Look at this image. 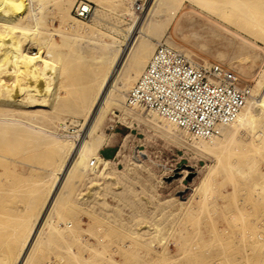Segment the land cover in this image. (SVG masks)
<instances>
[{"label":"rangeland","instance_id":"rangeland-1","mask_svg":"<svg viewBox=\"0 0 264 264\" xmlns=\"http://www.w3.org/2000/svg\"><path fill=\"white\" fill-rule=\"evenodd\" d=\"M55 1L41 2L50 45L38 46L19 30L14 34L30 52L47 53L52 49L58 55L61 75L64 69L63 75L56 78L57 82L53 78L49 82L46 75L33 79L32 75H20L14 87L45 79L42 82L47 80L45 83L52 88L48 94V89L43 92L44 102L36 91L29 96L23 91L18 104L12 103L11 111L0 108V116L8 113L18 120L0 123V259H6L8 264H12L25 242L30 217L33 220L40 214L48 195L49 186L45 184L51 183L65 156L64 150L35 128L66 136L80 134L82 114L90 97H82L83 86L86 81L94 83V68L98 67L93 63L99 54L92 48L98 42L96 38L73 40L62 22L74 16V6L81 0H67L62 13L57 11ZM87 1L92 3L93 16L89 21L80 19L81 23L113 37L117 43H130L140 24L138 17L129 14L134 13L136 2L141 7L150 3ZM223 1L164 0L162 10L158 8L157 14L147 16L146 26L136 38V44L144 40L152 50L143 68L136 72L133 85L158 43H165L198 63L219 64L235 72L241 85L251 89L250 100H260L264 93V11L249 5L255 13L250 12L249 20V7L243 13V9L236 10L237 6L233 9L241 0H225L224 6ZM237 12L245 15L244 23ZM107 36L100 40H108ZM98 68L96 72L101 77L98 71L106 67ZM129 70L125 77L134 75ZM123 80L118 78V83ZM50 91H57L59 97L56 99ZM36 99L42 103H36ZM75 104L77 107H73ZM124 108L130 109L126 100L109 111L99 128V136L105 140L101 148L115 146L116 159L106 167L101 165L107 169L104 176L89 170L66 184L63 202H56L50 215L54 228L46 230V235L42 233L29 264H264V119L256 129L240 133L216 157L194 148L191 134L177 138L154 123H145L142 117L151 118L152 111L146 116L140 112L128 115ZM136 152L144 153L138 156L140 167L134 162ZM46 180L49 182L43 187L38 185Z\"/></svg>","mask_w":264,"mask_h":264},{"label":"bare ground","instance_id":"bare-ground-1","mask_svg":"<svg viewBox=\"0 0 264 264\" xmlns=\"http://www.w3.org/2000/svg\"><path fill=\"white\" fill-rule=\"evenodd\" d=\"M42 1L43 0H0V108L2 110H6V112L12 110L11 106L15 104L14 102L18 101L19 95L21 92L23 91L25 93L29 92L28 94L29 96L31 91L32 92L36 91L34 93H39V95L41 94V98L44 102L45 99H43V94L45 96V93L43 92L48 89L46 91V94H48L49 89L52 88V87L49 88L47 83H45V82H48L47 80L45 82H42L45 79H41L42 81H36L34 83H32L33 81L29 83L28 81L30 80H28L27 82L29 84H22L21 82V85H20L18 83L19 86H15L16 89H14L15 88L13 86L15 85L14 82L16 81L19 82V80L17 79L19 78L20 75L22 74L32 75L31 79H33V76L34 77L39 76L43 78L44 76H41V75H46L45 77L47 78L49 77V82L51 81L50 78L51 79L53 78L55 80L58 77L61 78V76L63 75L64 69H62V75H61L60 73L61 69L57 67L59 65V63L57 65L58 55L55 56L56 53L54 54L52 49L49 50L47 53L41 50L40 52H37V53L30 52L29 49L24 48L25 46L23 47V45L21 44L20 38H18V36L14 34L17 30H19L22 36H28L32 40V42H34L36 45L38 46L47 45L48 46L50 41L48 40V37L46 36L48 31L46 28H44V17L42 14L44 8L41 7ZM66 1L67 0L55 1V4L57 3L58 12L62 13L65 11V7L67 6V5L65 6ZM163 1L164 0H150L149 5L143 6V7L138 5L136 2L134 13L130 12L129 14L132 17H135V16L138 17V20H140V24L136 27L134 34H132V40L130 41V43H126V42L117 43V41L113 37L107 36L106 34H101V32L95 31L91 29L90 27L83 25L80 19L76 18L73 15L70 16V12L66 11V12H69L68 13L69 15L67 13L65 14H67V16H70V17H67L66 21L62 20V22H65L66 30H70L69 33H70L71 38H73V40H76V41H81L84 37H88L89 39L90 36H94L96 40L99 42V44L96 45L98 42H95L96 44L92 48H94L95 51H98L99 54L98 52L96 53L98 54V57L96 59L95 57H93L95 60H97L96 62L93 61V63L97 64L98 67L99 66L106 67V69L104 70V68H102L104 71L103 70L101 72L98 71L99 75L101 74V77H99L98 73L96 72V70L99 68L96 67L97 65H95L96 70L94 68V72H95L94 83L87 84L89 81H86L87 83L85 86H83L84 84L83 85L81 84L84 87L83 91L81 90L82 86L79 85L81 86V89H79V92L80 90L82 91V94H81L83 95L82 97L86 99L88 98V96H90L88 104L85 107L84 112L82 114L84 119H83V125H82V130L80 131L81 132L80 134L66 136V135H60L54 131H49L45 128L44 129L40 127L35 128V130L38 132H44L46 136H48L51 139V141L60 150H64L65 156H64L63 161L60 162L61 163L60 166L58 165L59 167L53 173L54 174L53 178L52 180L50 179L51 183H49V185L45 184L49 182V181L47 182V180L44 183L40 181L38 183V185L40 184L42 185V187L44 184L45 186L46 185L49 186L48 195H47L45 203L43 204L41 208L40 214L37 216H34L33 220H32V216L30 217L32 222L30 224L28 234L25 237V242L21 250L18 252V254L17 255L15 254L16 256H14L12 264H29L30 263L31 255L33 254L32 252H34V250L36 249V246L38 245V240L42 236V233L48 232L46 230L48 229L52 230L54 228V221H53L54 219L52 217L50 218V215L54 213L53 211L54 206H55L54 204L56 202H63V198H62V193L64 191L63 189L66 186V184L74 176H77L80 173H85L89 170L92 173L96 174L97 176L105 175V172H106L105 170L107 169L101 168V165H105L106 167L110 164L111 160L103 159L99 153L101 147L105 143V140L99 136V128L101 124L103 123L105 117L107 116V114L113 107L122 106L124 100L127 101L128 94L132 90L133 88L132 86H134L133 83L136 80V72L138 73L140 68H143V65H145L146 61L149 59V54H150V51L152 50V45L147 44V42H145L144 40L139 41L137 44L135 41H136L138 34L139 35L140 33L142 34V31L144 30L146 26L145 21H146V18H148L147 16L155 14L158 11V8L162 10L160 6L162 5ZM223 2H222L223 3L222 5L224 6L225 0ZM229 2H228V5L230 6L231 4L232 6L235 5L233 9L238 7V9L236 10L237 11L239 10V12L241 9H243L241 13L246 12L249 8L251 9V6L249 7V5H252V8H254L255 10L256 8L257 9L259 8L260 11L261 10L264 11V0H247V1L241 0V1L236 2V4L234 5L232 2L229 4ZM138 9L140 10V13H138ZM250 9L246 13L247 19L251 18L250 16L252 13V9L251 10ZM241 13H238L239 15L238 18L242 19L241 22L243 20L246 21L245 15H242ZM59 15L60 14H58V16ZM61 32H65V31H61ZM52 35L54 34L51 32V36ZM7 36L9 37V39H7L8 38ZM106 36L108 37V40H102V39L100 40V37H106ZM50 40L53 41L54 38L52 39L50 38ZM51 44L52 46L55 45V43L53 42H51ZM72 44H74V42H72ZM84 46L80 48L82 49ZM85 54L86 53L84 52L83 56ZM92 55L93 53L91 54V56ZM89 66L91 67L92 65L89 64ZM90 69H92V72H93V68H90ZM128 69L133 71L134 75L125 77L124 74ZM3 74H7L6 78L5 76L3 77ZM86 78L88 80L89 76L88 77L86 76ZM118 78L120 79L122 78V80L123 79L124 80L121 81V83L120 82L118 83ZM27 79H29V77ZM79 79H82V78L80 77ZM78 81H77V84L81 82V81L79 82ZM55 82H57V79L55 80ZM90 82H92V80ZM10 85H12L14 88L12 87V89H10L11 87ZM53 85L55 87L57 86L56 84H53ZM17 87H18V90H17ZM50 92L51 94H54V96H56V99L59 97L58 93H56L57 91H55V93L54 92L52 93V91ZM79 96H80V93L77 97L78 99L80 98ZM27 98H30V97H27ZM27 98L26 100H28ZM34 99L35 98H33V100ZM52 99H53V96H52ZM35 101L36 103H38L37 99ZM18 102L16 104H18ZM29 102L31 104L34 103V101L31 102V98ZM55 102L56 100H54L53 104ZM75 105L73 107H77V105L76 106ZM83 105L85 104L83 103ZM126 105L129 106L127 102H126ZM15 106H20V105H15ZM21 106H23V104ZM129 108L130 109L124 108L125 112H127L128 115H131L132 113H136V112H140V114H142L143 116L150 114L149 113L150 111L146 112L147 113L146 114L144 113V111H142L143 109H141L138 106H129ZM79 109L80 107L78 108V110ZM151 113H153L151 118H150V115H149V118L142 117L144 118L143 121L145 123L146 122L154 123L156 124L158 128L162 129L164 132L169 133L177 138H183L184 136L187 137V135L190 134L187 131H184L174 122L164 118L159 113L154 112V111H152ZM261 119H264V93L261 96L260 100L258 101L249 99L243 111L238 115V117L233 122L222 126L220 133L218 135L213 136V137H208V138L193 136V140H194L193 147L201 152H205L211 156L218 157V153L219 152L221 153V150H226V148H229V146H231V144L238 138L240 133L246 131L249 128L256 129ZM17 122L18 120L14 119V117H11L8 113H5L0 116V123L11 124V123H17ZM65 126H66V123H65ZM140 154L142 155L144 153L136 152L135 157H134V160H135L134 162L136 166H139V167L141 166V161L138 158ZM218 161L220 162L221 159L219 158ZM216 166L212 168L213 171H214V168H216ZM213 171L211 173H214ZM180 175H181L180 178L184 176L183 173ZM207 183L209 184L208 180H207ZM203 184L201 185V188L203 187ZM209 186L207 188H210ZM180 197L182 200H184L183 202H186L185 201L186 198H183L182 196ZM30 218L28 217L29 220ZM113 261L114 260H112V262ZM0 262H1L0 264H8L6 259L3 261L1 260Z\"/></svg>","mask_w":264,"mask_h":264},{"label":"built area","instance_id":"built-area-1","mask_svg":"<svg viewBox=\"0 0 264 264\" xmlns=\"http://www.w3.org/2000/svg\"><path fill=\"white\" fill-rule=\"evenodd\" d=\"M73 13L91 20L92 3L76 2ZM251 96V89L241 85L235 72L219 64L198 63L158 43L126 102L159 113L193 136L208 138L233 122Z\"/></svg>","mask_w":264,"mask_h":264},{"label":"crops","instance_id":"crops-1","mask_svg":"<svg viewBox=\"0 0 264 264\" xmlns=\"http://www.w3.org/2000/svg\"><path fill=\"white\" fill-rule=\"evenodd\" d=\"M101 157L106 160L116 159V149L115 146H105L99 151Z\"/></svg>","mask_w":264,"mask_h":264}]
</instances>
